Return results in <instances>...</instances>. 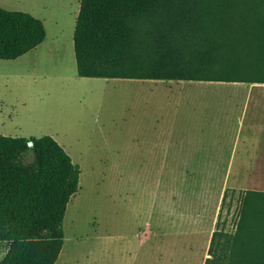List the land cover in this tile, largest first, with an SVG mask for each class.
<instances>
[{
  "label": "rangeland",
  "instance_id": "obj_1",
  "mask_svg": "<svg viewBox=\"0 0 264 264\" xmlns=\"http://www.w3.org/2000/svg\"><path fill=\"white\" fill-rule=\"evenodd\" d=\"M76 1L0 0L6 11L37 16L46 34L35 50L14 61H0V136L51 137L80 169L79 189L67 204L64 244L55 264H141L148 248L138 246L136 233L147 217H154L150 234L157 230L155 217L162 211L165 189L167 195L181 199L184 214L191 186L208 194L205 205L210 210L203 216L202 228L220 233L216 255L228 257L245 192L264 190V182L245 175L242 180L233 176L229 182L218 181L219 164L231 153L227 147L236 142L240 150L250 118L248 113L239 127L236 118L241 113L223 96L245 95L248 91L238 87L250 86L194 84L179 93L166 91V82L80 78L73 51ZM141 29L148 30L145 25ZM204 93L212 96L210 102L201 100ZM240 100L235 104L242 106ZM201 149L218 152L217 164L197 161ZM164 157L167 166L160 165ZM179 159L190 165H174ZM181 167L195 169L198 175L212 174L210 181H189L190 173L182 176ZM169 205L166 202L167 212L172 211ZM166 220L173 222L168 216L167 224ZM173 239L162 243L154 239L149 253H178L173 246L179 248L178 239ZM203 244L198 248L204 250ZM198 248L191 252L195 261L201 257Z\"/></svg>",
  "mask_w": 264,
  "mask_h": 264
},
{
  "label": "trees",
  "instance_id": "obj_2",
  "mask_svg": "<svg viewBox=\"0 0 264 264\" xmlns=\"http://www.w3.org/2000/svg\"><path fill=\"white\" fill-rule=\"evenodd\" d=\"M45 37L40 20L0 8V61ZM73 51L80 78L264 84V0H80ZM79 177L51 137L0 136V264L56 263ZM219 234L205 264H264V193L245 192L226 258Z\"/></svg>",
  "mask_w": 264,
  "mask_h": 264
},
{
  "label": "crops",
  "instance_id": "obj_3",
  "mask_svg": "<svg viewBox=\"0 0 264 264\" xmlns=\"http://www.w3.org/2000/svg\"><path fill=\"white\" fill-rule=\"evenodd\" d=\"M79 3L80 0L76 1L77 4V11H76V18L79 12ZM34 15V14H33ZM37 17V16H34ZM98 79V78H96ZM100 80H117V79H100ZM130 81V80H129ZM131 81H159V82H166L165 85L166 91H178L179 93H186L183 92L185 90L191 89V86L194 84H199L201 86H205L206 83H215V82H186V81H167V80H131ZM218 83V82H216ZM225 84H237L242 86H250L249 89L247 87H238V88H245L246 94L239 96L236 94H227L223 96L224 100H228L231 107L234 110H237L240 116L237 119L239 123V127L242 125L243 122L250 114V118L248 119V137L247 140L242 142V146L239 149V144L233 142V145H229L227 149H231V153L227 158V162L221 165V173L219 174L218 181L229 182L232 177H237L236 179L242 180L244 175L246 179L252 180L255 182H264V93H252L250 91L254 89H264V84H243V83H225ZM205 94V98L201 99L203 102L207 103L210 102L212 99L211 95ZM199 95V94H194ZM208 96V97H206ZM192 97V96H191ZM189 97V98H191ZM210 97V99H209ZM180 98H184L180 95ZM196 98V97H195ZM208 98V99H207ZM240 98L243 99L242 106L235 104L236 101L240 102ZM237 99V100H236ZM224 101V103H226ZM226 105V104H225ZM228 108V107H227ZM227 112V111H226ZM240 129V128H239ZM242 132V131H241ZM241 134V133H240ZM251 135V136H250ZM223 149V147H222ZM201 158H197L196 160L199 161H210L211 164H217V157L219 156L218 152L215 154L212 150H204L201 149ZM167 158H163L161 160V164L163 166H167L170 163L167 162ZM182 159L175 160L173 162L174 165L180 166H188L190 164L184 163L181 161ZM214 162L216 164H214ZM208 163V162H207ZM193 165V164H192ZM233 165L237 166V169L233 172ZM187 170V171H186ZM179 172L182 176L191 175L189 181H198V182H209V176L198 175L197 170L195 169H188V168H179ZM188 172V173H187ZM252 176V177H251ZM251 177V178H250ZM197 187L191 186L188 189L185 198H184V206L186 207V212L182 214L181 212V199L173 195H167V191H164V204L162 207V211L157 218L158 225L157 230L153 231V234H150L151 229V219L147 217V222L144 224L143 228L139 230L135 235V240L138 246H141V249H147V254H143L141 257V264H205L206 259L209 258L208 255H205V252H208L211 236L213 232L207 231L202 228V219L204 214L209 211L206 207V201L208 198V194H201L197 189ZM251 191L255 192H263L264 190H256L253 189ZM180 194V193H179ZM168 200V201H167ZM167 204L172 207V211L167 212L165 210V206ZM168 216L169 220L172 218L173 222H169L166 220L167 224L165 223V219ZM178 239V253H174L171 255H153L150 254L149 249L152 241L154 239H158L160 243L165 242L167 239ZM173 239V240H174ZM205 242H203V240ZM196 241V242H195ZM202 241V242H201ZM176 242V243H177ZM204 245V250L202 248H198L199 244ZM198 248L201 257L197 261H195V257L191 254L192 250ZM195 262V263H194Z\"/></svg>",
  "mask_w": 264,
  "mask_h": 264
},
{
  "label": "water",
  "instance_id": "obj_4",
  "mask_svg": "<svg viewBox=\"0 0 264 264\" xmlns=\"http://www.w3.org/2000/svg\"><path fill=\"white\" fill-rule=\"evenodd\" d=\"M28 145L31 146V143H29Z\"/></svg>",
  "mask_w": 264,
  "mask_h": 264
}]
</instances>
